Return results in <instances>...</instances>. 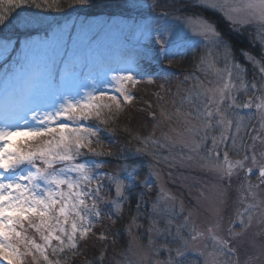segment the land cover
<instances>
[{
	"label": "snow or ice",
	"instance_id": "6c2138e0",
	"mask_svg": "<svg viewBox=\"0 0 264 264\" xmlns=\"http://www.w3.org/2000/svg\"><path fill=\"white\" fill-rule=\"evenodd\" d=\"M125 3L142 21L134 24L140 35L134 53L115 58L74 44L71 54L61 59L62 67L54 70V64L38 62V56L46 49L50 31L58 46L65 36L46 18L25 9L61 11L62 0H0V6L7 5L0 7V52L15 51L16 46L24 50L16 65L0 76V262H74L85 254L102 218L122 217L123 205L131 202L130 185L136 186L148 156L169 167L195 161L199 171L213 177V218L200 229L192 212L185 214L183 202L177 211L176 198L162 190L149 214L147 246L157 257L163 249L166 258H137L135 244L141 238L132 229L142 225L136 215L128 225V247L117 264H185L198 239L206 241L199 251L203 264H264V243L253 240L243 252L234 244L252 229L255 237L264 238V0H193V7L222 15L230 25L227 34L199 13L175 7L183 0H152L147 15H155V21L145 18L141 0ZM71 6L89 11L95 5L92 0H76ZM41 32L43 42L30 39ZM246 33L252 49L259 45L257 51L235 46L233 37ZM67 40H72L70 33ZM189 53L193 71L176 92L165 86L166 75L159 85L172 97L173 110L162 106L155 127L167 121L171 134L131 135L128 142L134 140L137 146L114 153L101 126L116 131L112 126L136 99L132 89L142 82L154 84L166 71L165 64L175 66L178 56ZM161 91L155 93L157 103L164 99ZM148 115L157 120L156 111ZM113 155L123 156L119 171L101 172L106 161L100 158ZM138 186L151 188L146 180ZM109 190L115 197L105 203ZM202 197L200 190L197 207ZM142 202L143 194L137 199V213ZM105 207L111 211L105 212ZM159 237H164V244L158 246ZM98 239L108 236L100 233ZM106 259L105 247L83 264H105Z\"/></svg>",
	"mask_w": 264,
	"mask_h": 264
},
{
	"label": "rangeland",
	"instance_id": "374dc122",
	"mask_svg": "<svg viewBox=\"0 0 264 264\" xmlns=\"http://www.w3.org/2000/svg\"><path fill=\"white\" fill-rule=\"evenodd\" d=\"M92 2L96 3V5H99V7L101 8L99 12L95 14V16L90 15L88 17H83L82 13H78L81 10L79 7L71 6L76 4V0H62L63 10L61 11H39L35 8L25 9V11L27 12L36 13L41 17L46 18L52 24L57 18L65 20V18L68 17L67 15L76 12L74 16L65 20V22L61 21L57 23L56 26L52 25V29L54 31L62 32L64 34L65 43L58 46L56 42L51 39L52 32L50 31L49 40L46 42V49L39 53L38 62H48L49 64H54V70L56 68H60L62 67L61 59L66 58L67 55L71 54L74 44L76 48L97 50L110 54L115 58H120L124 53H134L137 50V42L138 39H140V35L138 31H134V24L136 22L142 21L134 20L132 18V16L136 13H129L125 0H92ZM141 3L144 5L143 10L145 11V13H147L148 7L151 5L152 0H141ZM184 4L187 5L188 14L199 13L201 16H203V14H206L205 18L208 19L210 17L209 20H211L212 17H216L224 21L230 28L228 21H226L219 13L214 12L211 9L193 7V0H183V4H178L176 6ZM0 7L6 8L7 5H3ZM129 15H131V19H129ZM155 19L156 18H152L149 20L155 21ZM69 33L72 36V40H67V35ZM240 37L244 38L248 43L247 33L245 34V36ZM30 39L36 42H43L45 38L43 32H41L39 34H33ZM143 44L147 45V41L144 40ZM258 48L259 45H257L256 49H252L249 45V51L255 52L258 50ZM23 55L24 50L20 46H16L15 51H12L10 49L6 53L0 52V76H3L6 67L11 69L13 66H15L16 62L20 60ZM237 58L243 63L242 57L238 55ZM176 59L178 63L175 66L171 67L165 64L164 68L166 71L161 74H171V79L168 78V83L165 86L171 88L173 93L176 92L177 85L183 80V77L189 72L193 71V56L191 53H189L187 56H178ZM248 67L251 74V66L248 65ZM177 69L180 72H177ZM174 70L178 74L172 73L174 72ZM207 79H212V77L209 76L207 77ZM163 82L164 79L161 78L160 81V77L157 76L154 84L142 82L135 89H132V91H137L138 96H136L137 100L135 99L133 101L134 103L132 102L133 107L130 109L133 112L132 114L135 119H142L143 117L141 113L144 114L146 118H151L148 113L151 111H156L157 120L151 119L149 127H147L146 129L138 127L136 129L137 132L133 131L132 133H128V139H130L131 135L148 136L154 133L155 137L159 138L161 137L162 133L167 132L171 134L169 122L167 121L160 123L159 127H155V125H157V123L160 121L159 112L162 106L165 107L168 111L173 110V106L170 103L172 97L164 95V93L159 89V85ZM157 91H161V95L164 96L163 101H161L160 103H157V99L155 96V93ZM241 99H244V97L242 96ZM149 103L152 104V108L148 107ZM125 113L126 111L122 115H124ZM122 115L119 116V119ZM172 126L176 127L179 131L178 125L173 124ZM128 141V144L126 143L123 145V150H131L137 146L134 140L130 143ZM164 154L167 155V152L165 151ZM233 158L235 159L236 157ZM143 159L144 163L140 170L142 168H145L146 175L144 176V179L142 181L146 180L151 185V188L144 189L140 187L141 191H138L137 196L139 198L141 194H143V202H145V204L142 206V202L140 213H137L136 210L133 209V215L129 216V219L131 221L133 216L138 215L139 219L137 220V223L142 225L139 228L134 227L132 229L133 234L141 238L140 241L135 244L137 258L147 257L148 260L151 261H162L166 258L167 252L161 249L160 255L157 257L153 255L151 249L147 246V229L150 222L149 214L152 210L153 201L157 200V198L161 196L162 190L163 193L174 196L176 198L175 203L177 205V211H179V205L182 201L185 208V214H187V212L189 211L192 212L191 219L196 221L200 229H203L204 226L209 222V220L213 218L211 215V209L213 204L215 203L216 194L210 190L209 186L212 183H215V180L209 174L199 171L197 162L195 161L192 162L191 165H186L184 167H169L168 164L163 162L162 160L160 162H157L156 160H153L148 156L144 157ZM121 163L122 161L120 162V164ZM118 171L119 166L113 170V174L117 173ZM241 177H243V173H241ZM251 179L253 182H255L256 176L253 175ZM104 180L105 183H107L108 177L105 176ZM132 186L133 185H130V187ZM200 190L204 191V197L200 199V207H197L196 198ZM144 194H146V197L144 196ZM231 196L234 201L236 198L235 191L231 193ZM114 197L115 192L113 190L107 191L105 202L111 201ZM161 203L163 204L164 201L161 200ZM168 203H172V201H168ZM155 218L157 220L161 219L159 215H157ZM160 226L162 227L163 225L161 224ZM127 229L128 224L124 230L125 245H123L121 249H118V251L107 253L105 264H117V261L121 260V254L126 251L130 240ZM236 231H239V228H237ZM254 232L255 229H252L246 235L242 236L234 242L235 246L239 248L241 252L247 249L249 243L253 240H255L257 244L264 243V238L255 237L253 234ZM157 242L158 246L163 245L164 237L157 238ZM205 243L206 241L201 239L193 242L192 251L186 257L185 264H203L204 258L199 255V251L203 249ZM148 260L143 261V264H148ZM0 264H4V262H0Z\"/></svg>",
	"mask_w": 264,
	"mask_h": 264
},
{
	"label": "trees",
	"instance_id": "16d2710c",
	"mask_svg": "<svg viewBox=\"0 0 264 264\" xmlns=\"http://www.w3.org/2000/svg\"><path fill=\"white\" fill-rule=\"evenodd\" d=\"M92 3L95 6L92 7L89 11L80 10L78 13H82L83 17H88L90 15L95 16V14L99 12L101 7H99V5L97 6L96 3L94 2ZM208 16H211V15H208ZM203 17H206V14H203ZM208 19H210V17ZM211 20L213 21V23H215L218 26V28L222 32L226 34L229 32L230 28L229 26H227V24L224 21L216 17H212ZM2 31L5 35H11L8 29H3ZM233 39H234L235 46L238 49L246 48L249 50V44L244 38L240 36H234ZM238 55H239V52H237V56ZM175 70L172 73L178 74L177 72H180L178 69H177L178 70L177 72ZM165 75L168 78L171 77L170 76L171 74L169 73ZM165 75L158 76L160 77V81H161V78L163 79ZM133 92L136 97L137 91L135 90ZM137 97H136V100H137ZM133 103L131 106L127 108L126 113L124 115H122L123 114L122 113L121 118L120 119L118 118L119 120L117 119L115 125L112 126L117 129L116 131L109 132L106 126H103V125L101 126L103 128L102 137L105 139L106 142L109 143V146L114 153L120 150H123L124 148L123 145L126 144L127 141L129 140L128 139L129 137L127 136L128 133H132L133 131L137 132L136 129L138 127L142 129H146L147 127H149L151 118H148V117L146 118V116H144V114L141 113L143 118L142 119L137 118V120L135 119V117L132 114L133 112L130 110L133 107ZM105 150H107V148ZM122 157L123 156L118 157L116 155H113L111 157L100 158L106 161L105 166L102 169H100V171L106 174H113V170L117 168L118 166H120L121 161L123 162ZM145 175H146V170L145 168H142L139 172V176L136 177V186H132L131 191L128 193V195L130 196L131 202L130 204L124 205L122 217L120 219H116V217L113 216L112 219H116L115 224L112 223V219H108L107 217L102 218L101 221L97 223L94 228V232L96 233V236H94L92 240L88 242L85 254L77 256L74 262L70 261L69 264H83L86 257L89 260H91L93 257H98L100 254V251L104 249L105 247L107 248V253H110V252L118 251V249H121L123 245H125L124 230L127 227V224L129 225L130 223L129 216L133 215V209L136 210V203H137V198H138L137 194H138V191H141V188L138 185H140V182L144 179ZM144 196L146 197V194H144ZM144 204L145 202H143L142 206ZM104 211L109 212L111 211V209L108 207H105ZM100 233H106L108 236V239L101 242V240L98 239V236ZM113 237L115 238V242H113Z\"/></svg>",
	"mask_w": 264,
	"mask_h": 264
}]
</instances>
